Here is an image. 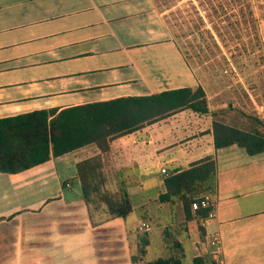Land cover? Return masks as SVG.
I'll return each mask as SVG.
<instances>
[{
    "label": "crops",
    "instance_id": "obj_1",
    "mask_svg": "<svg viewBox=\"0 0 264 264\" xmlns=\"http://www.w3.org/2000/svg\"><path fill=\"white\" fill-rule=\"evenodd\" d=\"M152 11L148 0H0V117L201 85ZM211 122L207 111L183 108L108 140L104 181L127 193L132 209L123 217L96 218L82 196L76 162L98 152L93 143L0 172V264H132L138 233L154 223L157 254L147 256L148 242L144 259L171 253L176 240L183 264L195 255L264 264V151L215 147ZM206 155L213 186L202 193L212 202L198 235L185 228L179 201L157 200L159 168L180 170ZM141 221L148 228L139 231Z\"/></svg>",
    "mask_w": 264,
    "mask_h": 264
},
{
    "label": "trees",
    "instance_id": "obj_2",
    "mask_svg": "<svg viewBox=\"0 0 264 264\" xmlns=\"http://www.w3.org/2000/svg\"><path fill=\"white\" fill-rule=\"evenodd\" d=\"M218 1L221 3L217 2L215 5V0H205V4L215 14L219 9V13L226 15L222 18L227 19L226 26L231 32L230 39L240 37V29L247 35L255 31L256 16L252 14V6H248V2L244 0H230V3H228L229 0ZM199 2L202 4L203 0ZM226 3L228 10L223 7ZM260 3L256 4L260 5ZM233 4L236 5L237 10L233 9ZM209 10L205 11L207 16L211 14ZM203 21V17L196 14L192 21L179 24L178 31L172 36L180 56L188 65L191 64V53H194V58L201 59L200 53L204 52L201 44L197 47L189 38L193 36L196 38L194 41L199 42L201 37H204L202 33L206 31L213 44L215 43V38L207 27L200 26ZM215 34L223 38L220 30L215 31ZM179 35L184 36L183 42L179 39ZM184 39L188 40L187 44ZM208 45L210 44L205 42L203 46ZM260 58L263 59L262 56ZM234 62L237 63L235 60ZM183 108L196 112L207 111L205 91L200 84L197 83L193 87L168 88L144 95H125L85 102L58 110L54 107L34 109L0 117V172L19 171L45 160L49 155L61 154L87 143H93L98 149L105 150L108 148V140L112 137L139 130L146 123ZM211 129L215 147L234 143L243 146L249 154L264 151V135L260 133L246 132L216 120H212ZM89 162L88 159L83 158L76 162V175L85 201H87L89 189L97 190V185L92 186L89 180L88 175L93 173ZM213 174L214 160L210 155L191 162L183 169L165 170L161 179L164 190L157 195L158 201L168 203L179 201L186 223L185 228L198 231V235H202V228L198 222L207 215L211 207L197 205L192 208L191 203L197 200L199 193L211 189ZM120 190L118 199L111 202L105 200V202L111 215L123 217L132 207L127 194L123 189ZM148 242L147 231H140L137 235L136 249L130 255L132 264H183V253L178 241H172L171 253L144 259ZM191 264L221 263L204 255H195L191 257Z\"/></svg>",
    "mask_w": 264,
    "mask_h": 264
},
{
    "label": "rangeland",
    "instance_id": "obj_3",
    "mask_svg": "<svg viewBox=\"0 0 264 264\" xmlns=\"http://www.w3.org/2000/svg\"><path fill=\"white\" fill-rule=\"evenodd\" d=\"M244 1L248 2V6H252V14L256 16L255 31L247 35L240 29V37L236 36L235 39H230L231 32L227 30L229 29L226 26L227 19L222 18L226 15L219 13V9L215 14L205 4V0L202 4L199 0H148L153 9L152 13H155V23L162 22L164 35L169 38H172L178 31L179 24H184V21H192L196 14L203 17V23L199 24L203 25L202 27H207L214 36L215 43L213 44L206 31L202 33L204 37H201L199 42L194 41L196 38L193 36L189 38L196 46L201 44L204 48V52L200 53L201 59L194 58V53L190 54V57L192 56L190 65L193 67L196 83H201L206 90V101L209 107L207 112L212 120L240 128L246 132L264 135V0ZM256 1L261 2L260 5L256 4ZM217 2L221 3L215 0V5ZM222 3L224 2L222 1ZM226 5L227 3L223 6L224 9H227ZM233 9L237 10L234 4ZM206 10H209L211 14L207 16ZM217 30H220L223 38L217 37L215 34ZM183 37V35H179L182 42ZM197 38L199 39L198 36ZM187 41L184 39L186 44ZM204 41L210 45L203 46L205 45ZM107 153V149H99L98 152L83 158L90 161L89 166L93 170L92 175H88L91 185H97V190L89 189L87 194V204L94 211L96 218L111 215L105 200L111 202L120 197L121 187L117 185L118 182L104 181L105 174L109 172L108 164L110 163ZM150 169L154 174L157 173L153 166ZM147 184L148 182L145 183V185ZM123 191L125 192V190ZM131 201L135 204L138 199L133 198ZM179 212L181 214L177 202L173 206L172 217L176 220L179 219ZM136 213L137 210L135 213L134 211L127 213V219L130 221ZM200 221L199 225H201ZM148 235L150 240L147 256L152 257L157 254V242L159 241L157 236L160 235V227L156 223L152 224ZM212 248V253L216 254L217 247Z\"/></svg>",
    "mask_w": 264,
    "mask_h": 264
},
{
    "label": "built area",
    "instance_id": "obj_4",
    "mask_svg": "<svg viewBox=\"0 0 264 264\" xmlns=\"http://www.w3.org/2000/svg\"><path fill=\"white\" fill-rule=\"evenodd\" d=\"M160 172L164 173L165 172V168L164 167H160L159 168ZM197 200L193 201L191 203V207L195 208L197 207V205L200 206H210L211 205V197L207 194V193H202L199 194L197 197ZM210 215V211H208L207 216ZM138 229H147L148 228V224L144 221H141L138 225H137ZM209 243L211 245H216L217 244V237L214 235L212 236V238L210 239Z\"/></svg>",
    "mask_w": 264,
    "mask_h": 264
},
{
    "label": "water",
    "instance_id": "obj_5",
    "mask_svg": "<svg viewBox=\"0 0 264 264\" xmlns=\"http://www.w3.org/2000/svg\"><path fill=\"white\" fill-rule=\"evenodd\" d=\"M145 132H143V131H141V132H138L137 133V138L136 139H143V138H145Z\"/></svg>",
    "mask_w": 264,
    "mask_h": 264
}]
</instances>
